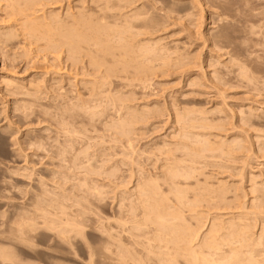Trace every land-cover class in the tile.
<instances>
[{"label":"rangeland","instance_id":"1","mask_svg":"<svg viewBox=\"0 0 264 264\" xmlns=\"http://www.w3.org/2000/svg\"><path fill=\"white\" fill-rule=\"evenodd\" d=\"M4 1L1 0L0 8ZM81 1L83 0H49L48 5L46 3L47 7L44 6L47 9L41 13L45 12L47 15V11L55 9L54 11L57 13L63 14L67 6L71 7L72 13H76L79 9L76 7L82 6ZM85 1L84 5L87 6L88 0ZM201 1L199 6H201L202 13L199 10V2L197 5L193 4L194 8L196 6L198 9L192 8L190 3L189 5L185 2L187 5L181 4L176 8L177 12L175 13L177 14L169 12L170 15L173 14V16H168L169 19L165 16L169 15L166 14V11H164L165 13L160 10L157 12L156 9L163 6L164 1L160 0L159 6L156 1L154 3V5L156 4L155 10H150L151 14L152 11L155 12L156 19L161 18H158V23L159 25L161 23L162 26H158L159 29L154 32L152 37L158 39L157 41L162 44L160 45L164 47L163 49L168 50H164L163 53L165 55L170 53L171 56H174L175 52L172 49L180 50L176 53L180 52L185 54V57L189 58L190 56L191 59L187 58L181 62L183 65L179 63L166 68L165 73L154 71V75L146 74L138 79L132 75L130 77L129 73H124L128 75L121 76L122 79L112 77L110 88L108 87L112 92L106 95L103 93L101 96L92 95V98L90 95H86L88 93L85 89L86 82L91 83L93 82L92 78L94 80L97 76L99 78L101 76L99 72L87 65L86 59L82 60L84 63H73L72 65L67 58H64L67 56L66 53L55 54L48 51L44 39L38 42V39H33L31 36L28 40L30 36L26 35V28L24 31L23 29L18 30L22 25H17L19 28L12 27L14 24L12 25L8 18L10 23L5 20L7 23L3 24L1 19L4 20L6 17H4L5 14L2 16L3 12L0 13V28L3 26L0 29L2 32H0V37L4 35L3 31L6 30L5 33H7L11 27L17 30L14 31L16 33L14 38H12L14 29L8 30L6 36L4 35V41L3 36L2 39L0 38V231L4 230L2 221H5L14 209H20V207L21 209L22 207L32 209L33 206L42 205L44 207L65 206L63 209L69 213L73 212L74 219L78 217L75 220L79 223L82 231L81 237L75 233H73L75 235L69 233V241L73 245L70 244L68 248L67 246L65 248V264H89L92 261V264H109L110 262L108 263L106 258L113 254L112 249L115 248L114 245L113 248L111 245L114 235L112 233L116 232L112 228L117 230V227H114L117 224L120 231L118 223L131 218L132 215L129 211L133 206L139 211L137 186L144 182L143 180H158L157 183L161 187L167 150L174 149L178 141L184 139L182 135L186 132L184 137L189 136L186 140L193 148L198 142L203 143L206 139L211 141L219 137V139H223L222 141L230 142V145L233 144V150L235 149L229 157L227 154L223 155L214 151L206 150L203 153L204 149H198L202 153L201 155L198 151L193 155L185 149L174 152L175 160L181 161L183 166L189 164L186 162H189L190 155L197 156L199 154V157H191L194 159L191 164L194 162L192 166L196 178L188 181L189 184L187 182L188 187L192 188L191 193L188 194V197H191L189 201H194L196 197L193 199L192 196L196 195L202 199L201 195L208 192L210 188L216 187L218 181L224 182L226 188H229V193L226 196V201H229L224 205H227L226 207L221 205V208L219 206L217 208L214 204L196 198L199 203L195 210L202 211L200 212L203 213L202 217L206 216V219L202 218V221L206 223H203V225L205 224L203 229L209 227L213 218L218 219L220 216L218 220H221L225 224L224 226L227 224L236 226L240 222L243 226L249 227L248 230L250 229L251 234L254 235L252 237H254L256 246L253 242V246L251 244L249 249H246L248 250L246 254L250 255L254 251L252 256L254 255L259 263L264 264V57H262L264 55V48H262L264 47V30L259 31L262 28L264 8L261 4L264 1L223 0L222 3V0H218L219 4L215 0L212 4L209 0H205L209 7L204 5V0ZM75 5L77 6L75 7ZM210 5L214 8H210ZM215 6L219 10H216ZM185 10H188L191 16ZM213 10L216 11L213 13ZM247 23H250L253 28L260 23L257 26L259 29L256 27L259 32L254 30L257 36H254V33V35L249 33L251 28ZM7 35L11 37L9 38ZM5 38L8 42H5ZM9 39L12 40L9 41ZM218 43L220 44L218 45ZM254 45L256 46L254 47ZM259 45L260 47H258ZM169 50H172L174 54ZM153 65L157 69L161 64L154 62ZM91 71L93 72L90 74ZM96 73L98 75L94 77L93 74ZM5 79L13 80L16 85L7 84V86L4 83ZM35 81H39V83ZM30 84H35L40 88L37 93L33 89L35 95H32L31 89L29 93ZM86 87L88 86L86 85ZM27 92L30 95H27ZM108 99L110 100L108 101ZM191 108L192 111L194 109V111L208 112L207 117H205L206 115L199 117L197 112H193L197 113L196 115L191 113L192 115L186 119L187 128L183 131L182 125H179L175 118L177 119L184 111H191ZM175 113L178 115L176 116ZM123 120L127 121L124 125L121 122ZM199 120L200 122L197 123ZM189 122L193 126L188 125ZM120 123L122 128L119 126ZM124 128L127 133L123 130ZM121 130L123 131L121 132ZM176 134L181 138L179 139ZM216 139L218 140V138ZM240 147L242 148L240 149ZM238 151H241V154L237 153ZM196 170H200L199 173L203 174L196 173ZM197 174L199 175L196 176ZM196 181L197 183H195ZM195 185L197 188L199 187L200 193ZM196 190L199 194L195 192ZM191 194L194 195L191 196ZM236 194L241 204L245 205L240 211L234 205ZM229 204L232 205L228 206ZM211 205L212 207H209ZM81 214L84 215L81 216ZM183 214L188 216L186 212ZM209 218H212L210 222ZM37 228L38 233H43L42 231L47 233L41 224ZM203 229H201L202 233H205L206 229ZM110 235L112 236L111 240ZM38 238L42 239L41 236ZM46 244L53 246V242L48 240ZM0 248L5 249L2 245ZM107 249H110L109 252L112 253L103 254L102 251L107 252ZM10 252V258L12 262L15 261L13 262L15 264L54 263V261H50L53 260L54 252L50 254L39 251L42 253L40 255L24 249L20 253L15 249H11ZM90 253L93 255L92 257L89 256ZM99 254L100 257L97 256ZM90 258L92 260L89 262ZM100 259L106 260L100 262ZM5 264H9V262H5Z\"/></svg>","mask_w":264,"mask_h":264},{"label":"bare ground","instance_id":"2","mask_svg":"<svg viewBox=\"0 0 264 264\" xmlns=\"http://www.w3.org/2000/svg\"><path fill=\"white\" fill-rule=\"evenodd\" d=\"M48 1L49 0H7V2H6V0H5L4 1L5 4L3 3L4 8L2 9L3 6L0 8V13L2 14V12H3L2 16L5 14L4 17H6V19L4 17H2V18H4V20L1 19V22H4L3 24H6L7 22L8 23L11 22L12 25L14 24V26H12V25L11 26L16 27V28H19V27H17V25H19V26L22 25V26H20V29H18V30L21 31V29H23V31H24L26 28V30L28 31V32L25 31L26 35L30 36V37L28 36L29 37L28 40L31 38V36L33 37V39H36V40L38 39L37 40L38 42H39V40L41 41L44 39L43 41H46V43H45L46 46L45 45L44 46L47 47L48 51H51L55 54H60L62 52L66 53L67 56H65L64 58H67V60H69L72 63V65H73V63L74 64L84 63L82 60L86 59L87 65H89L96 72H99V75L101 76L99 78L97 76L98 74L96 73V74H93L94 77H95V75L97 76V78H94V80L92 78L93 82L89 83V82L85 81L86 85L88 86V87H86V85H85V89L88 92V93L87 92H85V93H87L86 95H90V97L92 95H100L101 96L103 93L105 95L110 94L109 92H112V91H109L112 77H115V78L117 77L116 79H118V78L122 79L121 76L125 75L124 73H129L130 77L132 75V76L137 77V79H138V77L141 78L142 75H146V74L147 75L148 74L154 75V71L155 72L159 71V72L165 73L164 70L166 68H168L172 65H178L179 63L181 64V62H184L188 58V57H185L186 56L185 54H182L180 52L176 53L177 51H180V50H175V49H172V50H174L176 55L174 54V52L172 50H169V51H172L174 56H171L170 53H169V55L168 54L165 55L163 52H164V50H167V49H163L164 47L161 46L162 44L159 43V41H157L158 39L156 40L154 38L156 40L155 41L152 37L155 34L154 32L157 31V29H159V27L162 26V24L160 23V25H159V23H158L159 19H161L158 17V14H157V17L159 19L158 18L156 19V17H155L156 15H154L155 12L152 11V14H151L150 10H155L154 8L156 7L155 6L156 4L154 5V3L157 1V6H159L158 2L160 0H88L87 6L84 5V3H86V1L83 0V1H81L82 6L76 7L77 5H75L76 8H79L76 13H72V10L70 9L71 7L67 6L64 9L65 12L63 11L64 12L63 14H59V12L57 13L56 11H54L55 10L54 9V10H51L49 12L46 10L47 15H45V12H43L44 14H42L41 12L44 9H47L46 3L48 5ZM161 1H164L165 3L163 6H161V3H160L161 7L156 8L158 10L157 12H159V10H160V12L166 11V14H169V15H165V16L168 17V16H173V14L170 15V13L177 14V13H175V12H177L176 8H178V6H180L181 4H186V3L189 4L190 3L191 5L190 4L189 5L192 6V8H194L193 4L197 5V3L199 2L198 3V6H199L201 0L200 1L199 0H161ZM217 1L218 0H216V2ZM219 1H221V0H219ZM0 2H1V0H0ZM204 2H205V0H204ZM209 2H212V4H213V2H215V0H209ZM221 2L223 3V0ZM6 3H8V4L6 5ZM81 3H79V4L81 5ZM201 3H203V2L201 1ZM205 4H206V2L204 3V5ZM219 4H220V2H219ZM225 4H226V2H225ZM44 6H46V7H44ZM190 6H188V7H190ZM206 6H208V5L206 4ZM261 6H263V8H264V2L261 4ZM200 7L201 6H199V10L202 13V10ZM211 7H213V6L210 5V8ZM190 8H189V10L192 11V9H190ZM215 8H216V6H215ZM194 9H198V7L195 6ZM216 10H219V9L216 8ZM185 11H188V10H185ZM195 11H197V10H195ZM215 11L213 10L212 12L214 13ZM217 12H219V11H217ZM251 12L254 13V11H251ZM38 13H41L40 14L41 16L38 15ZM164 13H162V14H164ZM186 14H188V13H186ZM189 14H190V12H189ZM189 14H188V16H189ZM250 15H251V13H250ZM190 16H191V14H190ZM252 16H253V14H252ZM0 18H1V16H0ZM7 18L10 22L7 20ZM168 19H169V17H168ZM174 19H175V17H174ZM5 20H7V22H5ZM170 20H171V18H170ZM262 20L263 21H262L261 25H262L263 29L260 28V30H259L260 32L264 30V13L262 14ZM259 22H261V21H259ZM247 24L249 25L250 23H247ZM256 24H258V23H256ZM259 24L256 25L254 28L250 24L251 29L249 30V33H252V35H254L255 34L254 30L258 31L257 26H259ZM23 25H25V27H23ZM8 27H10V25ZM8 27H6V28L8 29ZM12 27L9 28L11 31L14 29ZM4 29H2V30H4ZM8 30H7V33H8ZM5 31H3L4 35L7 34V33H5ZM14 31L16 32L17 30H15V29L13 30L14 36L12 35V38H14L16 35V33H14ZM263 34H264V32H263ZM263 34H262V36H263ZM4 35H1V37H0L2 39V36H3V41H4ZM9 35H7V37L10 38L11 36H9ZM193 36H194V34H193ZM254 36H257V35L255 34ZM222 38H223V36H222ZM263 38H264V36H263ZM5 39H6L5 42L6 41L8 42L7 38H5ZM257 39H258V37H257ZM11 40L12 39H9V41H11ZM210 42H212V41H210ZM213 44L215 46V43H213ZM219 44L220 43H218V45ZM255 46L256 45H254V47ZM258 47H260V45ZM176 48L178 49V46H176ZM262 48H264V47H262ZM28 49H29V47H28ZM181 50H183V49H181ZM44 56L46 57V55H44ZM192 57H194V56H192ZM262 57H264V55ZM189 58L191 59L190 56H189ZM192 59H194V58H192ZM48 61H50V60H48ZM154 62L155 63L159 62V64H161L160 67L155 69L156 67H154V65H153ZM181 65H183V63ZM92 72L93 71H91L90 74ZM88 73H89V71H88ZM45 75H46V73H45ZM126 75H128V74H126ZM126 75H125V77H126ZM113 80H114V78H113ZM254 81H255V79H254ZM35 82L39 83V81H35ZM4 83H6V85L11 84V86L14 84L13 80L11 81L10 79H7ZM29 83H31V82H29ZM83 84H84V82H83ZM14 85H16V83ZM37 85L30 84L29 93L32 91L31 92L32 95H35L39 91L38 89H40V88H38ZM260 85H261V83H260ZM18 86H19V88H21L20 85H18ZM31 86H32V88H31ZM35 86H37V87H35ZM4 87H6V86H4ZM15 88L17 90H19L17 86H15ZM27 88H28V85H27ZM30 89H31V91H30ZM33 89L36 90L35 94H33L34 93ZM29 93L27 95H30ZM40 94H42V93H40ZM120 95H122V94H120ZM100 96H98V97L100 98ZM94 97H96V96H94ZM110 99H112V98L110 97ZM110 99H108V101ZM79 100H80V98H79ZM113 101H114V99H113ZM113 101H111V102H113ZM120 102H122V101H120ZM102 105H103V103H102ZM26 106H27V103H26ZM118 106H120V105H118ZM121 106H122V104H121ZM113 108H114V106H113ZM124 108H125V106H124ZM190 110L191 111L188 110L189 112L184 111V113L180 114L177 117V119L175 118V120H177L176 122H178L179 125L180 124L182 125V127L181 126L180 127L184 129L183 131H185V129L187 128L186 127V125H187L186 119L189 115H192L191 113L197 112L200 115V116L198 115L199 117H204L205 115H206L205 117H207L208 112H206V111H202V110L201 111H199V110L194 111V109L192 111V108ZM218 110H219V108H218ZM197 113H193V114L196 115ZM22 114H23V112H22ZM175 115H176V113H175ZM177 115H178V113H177ZM200 120L197 123H199ZM205 121H206V119H205ZM121 122L124 125L127 121L125 122L123 120ZM134 122H135V120H134ZM193 123H195V122H193ZM122 124L119 125V126H121V128H122ZM130 124H132V123H130ZM189 124L192 125V123H190V122L188 123V125ZM202 126H205V125H202ZM188 127H189V129H191L190 126H188ZM200 127H201V123H200ZM215 128H217V127H215ZM223 128H224V126H223ZM125 129L126 128H124L123 130H125ZM208 129H210V128H208ZM123 130H121V132ZM179 131H181L180 128H179ZM118 132H120V131H118ZM202 132H203V130H202ZM125 133H127L126 130H125ZM123 134H124V132H123ZM129 134H131V133H129ZM178 134H180V133H178ZM186 134H187L186 132L183 133L182 137L184 139L179 140L176 147L175 148L173 147L174 149L167 150L165 148L167 150V153H166V159L164 162L165 164L163 165L164 171L162 170L164 172V174L162 172L163 183L161 182L162 183L161 187L157 183L158 180L157 181L155 179L143 180L144 182L140 183V185L137 186V189H138L137 193H138V200H139L138 201L139 203L137 206L139 208V211L137 209L133 208L134 206L133 207L131 206L132 209L130 211L128 210L132 215L131 218L127 219V221H126V219L125 220L123 219L125 221V222L123 221L124 223L122 221H120L121 222L120 224L118 223V225L120 226L119 227L120 231L118 230L117 224H115V226L113 225L114 227H117V230H116V228H112L116 232L112 233V235L114 234L113 235V242L112 241H109V242H112V244L110 243L112 245V248L114 245L115 252L112 249L113 254L110 256L109 255V253H110L109 251H111L110 249L109 250L107 249V252L102 251L103 254L105 253V254L109 255V256L107 255L108 257L106 256L107 257L106 259L108 260L107 262L108 263L110 262L109 264H261L262 263L258 259L261 262V263H259L257 261V259H255L254 255H253L254 257L252 256V253H254V251L250 255H248V253L246 254V252H248V250H246V249L255 240L253 239L254 237H252L254 235L251 234L250 229L248 230L249 227L247 228V226L246 227L243 226L240 222H238V224L236 226H232V224L231 225L227 224V226H224L225 224H223V222L221 220H218L221 216L220 217L218 216L219 217V218L217 217L218 219H215V218L212 219L211 218L212 221L209 218L210 219L209 222L211 221L209 223L210 225L207 229L204 228V229H206L205 230L206 232L202 233L201 229H203V227H205V224H206L205 222L202 221V218L205 217V219H206V216L202 217L203 213H200L202 211L199 210V212H198V210H195L196 206L198 207L197 203H199V200H203V201H207L208 203L214 204L215 207H217V208H219L221 205L224 206L226 204V202L228 203V201H229V200L226 201L227 200L226 196L229 193V188H226L227 186L223 184L224 182L221 183L220 181L217 180L218 185L216 187H213V185H212L213 188H210V190H208V192H205L202 195L200 194L202 199L199 198L200 197L199 195H198L199 197H197V195L192 196L194 194H191L193 199L196 197V198H199V200H197L195 198L194 201H192V202L189 201L191 197H188V194L191 193L192 188L190 189L188 187L189 186L188 181L195 180V178H196L194 175L193 166H192V164L194 162L191 164L192 160H194V159H191V157L197 151L201 155L202 153H200V151H199L200 149H204L203 153H204V151L206 152V150L211 151V152L214 151L215 153L218 152L219 154H223V155L227 154V156L229 157L230 154L232 155V153H233V151H235V149L233 150V147H234V146H232L233 144L230 145L229 144L230 142L226 143V141H222L223 139L221 140V138L219 139V137H216V138H218V140L213 137L216 140H214L212 138L213 140H211V141L210 140L207 141V139H206V141L203 143L198 142L199 144L197 143L198 145L196 144V147L193 148V146H191L189 144V142L186 140V138H188L189 136L184 137V135H186ZM124 136H125V134H124ZM129 136H127V137H129ZM205 136H206V134H205ZM11 138H12V136H11ZM180 138L181 137H179V139ZM203 139H205V138H203ZM199 141L202 142L203 140L202 141L199 140ZM241 148L242 147H240V149ZM180 149L181 150L182 149L188 150L187 152L190 151V153L193 154L192 156L190 155L189 162L188 161L186 162L189 164H186L184 162V164H186L185 166H183L181 161H179L178 159L175 160L176 156H175L174 152H177ZM187 152L185 154L186 156H187ZM240 152L238 151L237 153H240ZM199 154H197L198 157H199ZM195 156H193V158ZM163 161H164V159H163ZM184 161H185V159H184ZM195 169H196V167L194 168V171H195ZM199 171L196 170V173H199ZM199 174L201 175L203 173L200 172ZM199 174H197L196 176H198ZM132 175H130L131 178H132ZM206 180L208 181L207 178H206ZM215 180H216V178H215ZM187 182H188V184H187ZM195 183H197V181ZM204 183H207V182H204ZM207 184H206V186H207ZM197 186H199V185H197ZM206 186H205V188H207ZM200 187H201V183H200ZM163 188H164V190H163ZM195 188H197L196 185H195ZM198 188H197V190H198ZM203 189H204V187H203ZM193 190H194V187H193ZM197 190L195 192H197ZM205 191H207V190L205 189ZM259 192H261V191L259 190ZM199 193H200V191H199ZM235 193H236V190H235ZM253 195H255V194H253ZM244 199H245V197H244ZM63 200H65V199H63ZM231 201H232V199H231ZM207 202H205V203H207ZM119 205H120V203H119ZM230 205H232V204H229L228 206H230ZM234 205L236 206L235 208L238 207L239 211H240V209H243L245 207V205L243 206V204H241L240 199L237 197V194H236V197L234 198ZM234 205H233V207H234ZM226 206H224V207H226ZM63 207L65 208V206H63ZM63 207H55V206L44 207L42 205V206H36V207L33 206L32 209L31 208H25L24 209L23 207H22V209H21V207H20V209H14L12 211L11 215L9 217H7V219L5 221H2V223H1L2 226H4V230L2 228L3 231H0V245H2L3 248L5 247V249L0 248V264H3V262H4V264H5V262H9V264L11 262V264H12L13 262H15V261L12 262V259L10 258L11 249H13V250L15 249L19 253L22 251V249H24V250H28L31 253L37 254V255L42 254V253H39V251L45 252V253H50V254L52 252H54L53 257H52L53 260H50V261H52V262L54 261L53 264H65V261H66L65 260L66 256L64 257L65 248H66V246L68 248V246L70 244H72L69 241L70 234L75 233L77 236L80 235V237H81L82 231L79 227L80 226L79 223L76 222V220H75L78 217L74 219L75 215L73 214V212L69 213V212H67V210L65 211V209H63ZM120 207H122V206H120ZM209 207H212V205ZM183 212L184 213L186 212L188 214V216L183 214ZM80 213H78V214H80ZM209 213H211V212H209ZM72 214L74 215V217H72L73 216ZM125 214H127V213H125ZM83 215L81 214V216H83ZM246 219H247V217H246ZM39 220H40V222H39ZM191 220L192 221L195 220L194 221L195 223L192 222ZM204 221H206V220H204ZM203 223H205V224L203 225ZM236 223H237V221H236ZM39 224H41L43 226V228L47 231V233L46 232L44 233V231H42L43 233H38L37 226ZM207 225H208V223H207ZM200 230H201V232H200ZM75 234H73V235H75ZM40 236L42 237V239L38 238ZM263 236L261 235V237H263ZM73 237H71V238L73 239ZM111 238H112V236L110 237V240H111ZM257 238H258V236H257ZM37 239H39V240H37ZM47 240L49 242L50 241L53 242V246H49L50 243L46 244ZM71 242H73V241L71 240ZM107 244H109V243H107ZM111 245H108V246H111ZM258 245H260V244H258ZM258 245H257V249H258ZM252 246H253V244H252ZM252 246H251V249H253ZM254 246H256L255 242H254ZM260 246H259V248H260ZM6 247H8V248H6ZM261 251H263V250H261ZM255 252H257V251H255ZM89 256L92 257L93 255H91V253H90ZM97 256L100 257V254ZM258 258H260V257H258ZM106 259H104L103 261L105 262ZM90 260H92V258L89 259V262H90ZM16 261H17V259H16ZM103 261L101 260L100 262H103ZM92 262H90V263L92 264ZM86 263H87V261H86ZM13 264H15V263H13Z\"/></svg>","mask_w":264,"mask_h":264}]
</instances>
